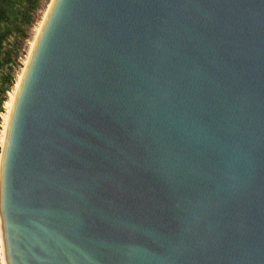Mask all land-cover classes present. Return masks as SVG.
<instances>
[{
	"label": "water",
	"instance_id": "water-1",
	"mask_svg": "<svg viewBox=\"0 0 264 264\" xmlns=\"http://www.w3.org/2000/svg\"><path fill=\"white\" fill-rule=\"evenodd\" d=\"M0 147L3 264H264V0H52Z\"/></svg>",
	"mask_w": 264,
	"mask_h": 264
},
{
	"label": "trees",
	"instance_id": "trees-1",
	"mask_svg": "<svg viewBox=\"0 0 264 264\" xmlns=\"http://www.w3.org/2000/svg\"><path fill=\"white\" fill-rule=\"evenodd\" d=\"M42 2L43 0H0V133L8 92L16 82L19 58L37 20Z\"/></svg>",
	"mask_w": 264,
	"mask_h": 264
},
{
	"label": "rangeland",
	"instance_id": "rangeland-1",
	"mask_svg": "<svg viewBox=\"0 0 264 264\" xmlns=\"http://www.w3.org/2000/svg\"><path fill=\"white\" fill-rule=\"evenodd\" d=\"M51 1L52 0H43L41 8L39 9V11L37 13V20H36V22L34 23V25L31 28L30 36H29V38L27 39V41H26V43L24 45L23 54L19 58L20 66L17 67L16 80H17L18 76L20 74H22V72L24 70L25 64L27 63V60L29 58V53H30L29 51H31V44H32V42L34 41V39L36 37L37 29L40 27L42 21L44 20L46 14H47V11L49 9ZM14 91H15V83H14L13 87L11 88V90L8 92V99L10 98V94L13 93ZM4 107H5V112L2 114L3 122H2V130H1V133H0V144H2L1 143V134H2V131H3V125H4V121H5L4 120L5 114L8 111L7 110L8 105L5 103ZM0 154H1V152H0ZM0 239H1V236H0Z\"/></svg>",
	"mask_w": 264,
	"mask_h": 264
},
{
	"label": "bare ground",
	"instance_id": "bare-ground-1",
	"mask_svg": "<svg viewBox=\"0 0 264 264\" xmlns=\"http://www.w3.org/2000/svg\"><path fill=\"white\" fill-rule=\"evenodd\" d=\"M43 23V21H42ZM42 23L40 25V27L37 29V34L39 33L40 29H41V26H42ZM36 34V36H37ZM35 40H36V37L34 39V41L32 42L31 44V50L34 46V43H35ZM31 52V51H29ZM30 54V53H29ZM22 77V74H20L15 82V91L13 93L10 94V98L6 101V104L8 105L7 107V113L5 114V118H4V125H3V131H2V134H1V143H3V139H4V133H5V127H6V123H7V119H8V115H9V111H10V108L12 106V102H13V99H14V95H15V92H16V89L18 87V84L20 82V79ZM0 260H1V263L3 264V255H2V246H1V239H0Z\"/></svg>",
	"mask_w": 264,
	"mask_h": 264
}]
</instances>
